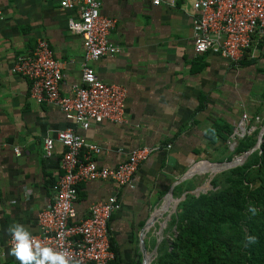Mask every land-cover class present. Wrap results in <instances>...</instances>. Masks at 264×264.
<instances>
[{"label":"crops","instance_id":"1","mask_svg":"<svg viewBox=\"0 0 264 264\" xmlns=\"http://www.w3.org/2000/svg\"><path fill=\"white\" fill-rule=\"evenodd\" d=\"M193 2L102 0V14L117 18L110 39L121 52L93 65L103 81L127 87L126 114L122 123L93 121L84 129L58 106L36 103L30 81L12 71L17 55L31 53L44 37L63 64L61 92L71 94L84 60L83 38L68 27L78 11L63 9L59 0H0V264H19L8 254L9 226L20 223L38 234L39 213L54 202L52 185L62 173L65 150L56 136L67 127L102 147L95 157L101 166L125 161L139 146L172 145L140 165L134 187L82 182L75 202L80 220L92 203L117 195L121 208L112 214L110 226L120 263L152 264L160 243L169 237L164 235L169 222L164 215L174 198L187 193L179 190L185 180H178L213 147L206 131L215 119L236 123L243 111L251 114L264 84L256 65H236L211 51L195 53ZM47 136L55 140L51 156L45 154ZM207 155L212 161L220 152Z\"/></svg>","mask_w":264,"mask_h":264},{"label":"built area","instance_id":"2","mask_svg":"<svg viewBox=\"0 0 264 264\" xmlns=\"http://www.w3.org/2000/svg\"><path fill=\"white\" fill-rule=\"evenodd\" d=\"M63 9L77 10L79 17L70 18L69 30L83 38L82 76L72 86L71 94L61 92L63 64L49 41L39 37L34 50L17 55L12 71L31 83L30 97L36 103L58 106L77 125L88 129L91 122L125 121L127 87L107 83L99 78L93 63L105 55L121 52L110 34L117 18L103 15L102 0H59ZM162 0H153L160 5ZM194 51L218 53L238 65L252 55L264 39V0H194L192 3ZM253 48V49H252ZM249 116L244 112L228 144L250 133ZM57 140L65 150L61 158L62 173L52 185L53 204L38 216V240L57 250H67L81 264H111L116 257L112 245L110 220L121 208L117 195L92 203L87 217L78 220L75 202L79 184L86 181H112L120 186H135L140 165L153 153L172 147L171 144L143 145L131 150L125 161L113 167L101 166L96 155L102 152L97 143L87 141L74 127L57 132ZM55 140L44 139L45 154L51 156ZM19 155L21 150L15 148ZM11 237L8 241L10 247Z\"/></svg>","mask_w":264,"mask_h":264},{"label":"trees","instance_id":"3","mask_svg":"<svg viewBox=\"0 0 264 264\" xmlns=\"http://www.w3.org/2000/svg\"><path fill=\"white\" fill-rule=\"evenodd\" d=\"M257 48L259 56L251 51L239 65H256L264 75V39ZM261 90L259 105L247 123L254 129L239 138L233 150L228 140L238 122L218 118L206 131L208 144L220 152L219 157H211L213 162L230 161L256 145L264 125L263 119L256 122L264 112V85ZM195 185L191 178L179 190L190 191ZM211 185L200 193L188 192L179 202L166 231L173 229L160 243L152 264H264V141L243 164L216 174ZM250 206L257 209L255 216L248 211ZM248 236L257 237V242L245 247ZM112 245L116 257L111 264H121L113 241Z\"/></svg>","mask_w":264,"mask_h":264},{"label":"clouds","instance_id":"4","mask_svg":"<svg viewBox=\"0 0 264 264\" xmlns=\"http://www.w3.org/2000/svg\"><path fill=\"white\" fill-rule=\"evenodd\" d=\"M248 211L253 216L257 214L254 206H250ZM7 232L11 237L8 254L19 261V264H81L69 251L57 250L42 243L23 224L10 225ZM246 239L245 247L257 242L255 236H248Z\"/></svg>","mask_w":264,"mask_h":264},{"label":"rangeland","instance_id":"5","mask_svg":"<svg viewBox=\"0 0 264 264\" xmlns=\"http://www.w3.org/2000/svg\"><path fill=\"white\" fill-rule=\"evenodd\" d=\"M260 53H261V51L258 49V48H256V51L254 52V54H255V56L256 55H260ZM260 74H262V72H259ZM260 84H261V81L259 82V85H258V88H259V86H260ZM256 85V86H257ZM264 85V84H263ZM247 106V105H246ZM244 112H247V111H243V113ZM242 113V114H243ZM248 116L250 117V112H249V110H248ZM261 119H263L264 120V112H263V115L261 116V118H259V117H257V119H256V122H258V123H260L261 122ZM264 126V125H263ZM229 146H231V145H229ZM235 147V146H234ZM211 150H209L210 152H208L207 154H212L213 156H216L217 154H219V151L215 148V147H212V148H210ZM234 148H232V147H230V150H233ZM206 154V156H204L203 158H201V159H199L198 161H197V163L196 164H194L192 167H194L195 165H197V166H195V168L198 170V171H202L203 173H200V174H196V175H194L192 178H194L195 179V183H196V185H195V188L193 189V190H190V191H187V193L188 192H192V193H200L201 191H206V190H208V189H211L212 188V185H211V180H210V178H211V173L210 172H206V171H208V169H209V166H202L201 164L202 163H204V162H207L208 163V161H210L209 159H208V155ZM210 162H213V161H210ZM206 168L205 170H203V168ZM191 179V178H190ZM188 180V179H187ZM175 199V203H172V207H170V209H169V211L167 212V213H165V215H164V218L163 219H166L167 218V221H170L171 219H172V217H173V215L176 213V211H177V208H178V204H176V202H177V200L179 199V198H174ZM175 205H177V206H175ZM176 207V208H175ZM167 227V226H166ZM165 227V229H164V235H166V236H169V234H170V231L173 229H171L170 231H166V228Z\"/></svg>","mask_w":264,"mask_h":264},{"label":"water","instance_id":"6","mask_svg":"<svg viewBox=\"0 0 264 264\" xmlns=\"http://www.w3.org/2000/svg\"><path fill=\"white\" fill-rule=\"evenodd\" d=\"M264 141V126L261 129L260 133H259V139L258 142L256 143V145L254 147H252L251 149L247 150L246 152H244L243 154L234 157L232 160L230 161H222V162H210L208 161V163H210V167L208 169V171L206 172H210L211 173V178L210 180L213 179V177L222 172L225 171L227 169L236 167L238 165H241L244 163V161L247 159L248 155L251 154L253 151H255L256 149H259L262 145V142ZM203 173L202 171H193V167H191L190 169H188L186 171V173L178 180V182H181L183 180L189 179L191 177H193L196 174H200ZM185 193L183 195L182 198L178 199V201L176 202V204H179V202L181 200H183L186 197ZM169 200V196L165 197V203H167V201ZM177 206V205H175ZM165 206L161 208V210L159 211L160 213H162V211L164 210ZM176 208V207H175ZM163 214V213H162ZM144 264H148V261H146Z\"/></svg>","mask_w":264,"mask_h":264},{"label":"bare ground","instance_id":"7","mask_svg":"<svg viewBox=\"0 0 264 264\" xmlns=\"http://www.w3.org/2000/svg\"><path fill=\"white\" fill-rule=\"evenodd\" d=\"M204 163H206V164L210 167V163H207V162H204ZM194 168H195V167H193V170H194Z\"/></svg>","mask_w":264,"mask_h":264}]
</instances>
